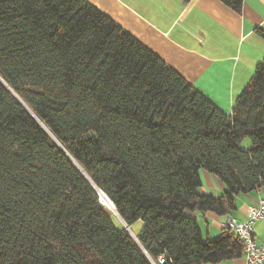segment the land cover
Listing matches in <instances>:
<instances>
[{
	"label": "trees",
	"instance_id": "1",
	"mask_svg": "<svg viewBox=\"0 0 264 264\" xmlns=\"http://www.w3.org/2000/svg\"><path fill=\"white\" fill-rule=\"evenodd\" d=\"M262 187L264 58L225 115L84 0H0V264H220L237 237L192 215Z\"/></svg>",
	"mask_w": 264,
	"mask_h": 264
},
{
	"label": "crops",
	"instance_id": "2",
	"mask_svg": "<svg viewBox=\"0 0 264 264\" xmlns=\"http://www.w3.org/2000/svg\"><path fill=\"white\" fill-rule=\"evenodd\" d=\"M84 1L133 36L225 115H230L236 98L264 58V40L255 34V29L264 30V0H243L239 14L219 0ZM200 177L204 195L217 198L222 194L223 187L210 174L201 171ZM258 199H264V187L237 197L231 216L246 221L249 207ZM192 216L201 218L207 239L210 227L213 235L225 229L226 216ZM255 241L264 244L263 221L255 223ZM220 264L246 262L241 256Z\"/></svg>",
	"mask_w": 264,
	"mask_h": 264
},
{
	"label": "built area",
	"instance_id": "3",
	"mask_svg": "<svg viewBox=\"0 0 264 264\" xmlns=\"http://www.w3.org/2000/svg\"><path fill=\"white\" fill-rule=\"evenodd\" d=\"M248 211L246 221H238L228 215L223 226L237 236L246 264H264V244L255 241V223L264 222V199H258ZM163 261L162 256L157 260L158 264H163Z\"/></svg>",
	"mask_w": 264,
	"mask_h": 264
},
{
	"label": "rangeland",
	"instance_id": "4",
	"mask_svg": "<svg viewBox=\"0 0 264 264\" xmlns=\"http://www.w3.org/2000/svg\"><path fill=\"white\" fill-rule=\"evenodd\" d=\"M239 147H240L242 150H247V149H249V148L251 147V140H250L249 138H244V139L240 142ZM211 177H213V176L211 175ZM213 179L223 187V185L221 184V182H219L215 177H213ZM203 189L205 190L204 187L198 189V193L204 195V194H203V193H204V192H203ZM223 189H224V187H223ZM224 190H225V189H224ZM223 193H224V191L222 192V194H223ZM222 194L218 195V197L221 196ZM103 207H104V206H103ZM104 208H105L109 213L113 214L112 211H110V210L107 209L106 207H104ZM113 216H115V215L113 214ZM197 222H198V226H199V228H200V230H201V233H202V240H203V242H206L207 240H213L214 238H216V237L218 236V233H216L217 235H216V234L213 235V233H215V231L213 230V227H210V229H209V231H210V237H209V239H207L206 228H205V225H204V223L202 222L201 218H199V219L197 220ZM113 223L115 224L116 227H118L119 225H121L120 222H119V220L116 219V218H113ZM208 223L210 224V222H208ZM122 227H123V225H122ZM141 227H142V224H141L140 222H137L134 226L131 225V227H130V229H129V230L131 231V235L133 236L134 233L136 232V230H140ZM216 232H217V231H216Z\"/></svg>",
	"mask_w": 264,
	"mask_h": 264
},
{
	"label": "bare ground",
	"instance_id": "5",
	"mask_svg": "<svg viewBox=\"0 0 264 264\" xmlns=\"http://www.w3.org/2000/svg\"><path fill=\"white\" fill-rule=\"evenodd\" d=\"M99 197H100V202L102 203V205H104L110 211L114 212V209H113L111 203L102 194H100Z\"/></svg>",
	"mask_w": 264,
	"mask_h": 264
},
{
	"label": "water",
	"instance_id": "6",
	"mask_svg": "<svg viewBox=\"0 0 264 264\" xmlns=\"http://www.w3.org/2000/svg\"><path fill=\"white\" fill-rule=\"evenodd\" d=\"M101 194V193H100ZM99 194V195H100ZM104 196V195H103ZM105 197V196H104ZM113 207V206H112ZM114 209V208H113ZM113 214L115 215V217H117V219L119 220V222L123 225V229H125L127 232H129L131 234V231L129 230V227L126 226L118 217L116 211L114 210Z\"/></svg>",
	"mask_w": 264,
	"mask_h": 264
}]
</instances>
